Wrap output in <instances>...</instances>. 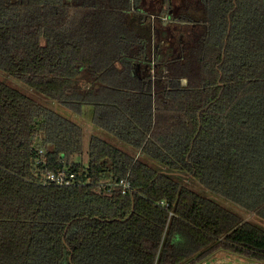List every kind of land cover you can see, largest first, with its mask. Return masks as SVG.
Returning a JSON list of instances; mask_svg holds the SVG:
<instances>
[{
  "label": "trees",
  "instance_id": "trees-1",
  "mask_svg": "<svg viewBox=\"0 0 264 264\" xmlns=\"http://www.w3.org/2000/svg\"><path fill=\"white\" fill-rule=\"evenodd\" d=\"M145 2L0 0V69L136 150L74 161L82 127L0 79V264L264 261L263 228L174 177L264 219V0Z\"/></svg>",
  "mask_w": 264,
  "mask_h": 264
},
{
  "label": "rangeland",
  "instance_id": "rangeland-1",
  "mask_svg": "<svg viewBox=\"0 0 264 264\" xmlns=\"http://www.w3.org/2000/svg\"><path fill=\"white\" fill-rule=\"evenodd\" d=\"M184 0H173V5L176 8H179L183 5ZM145 5L156 11L159 12L162 10L163 7V0H146ZM167 18V13H162L161 19L165 20ZM172 35L175 37L180 34V31L176 25H172ZM173 37V38H174ZM172 40V39H171ZM0 79L5 81L6 83L16 87L17 89L21 90L28 96L32 97L34 100L39 102L44 107H47L61 116L74 121L75 123L79 124L83 130V154L80 156H74V161H83L86 162L88 158V148H89V141L93 136L99 137L104 139L105 141L115 145L116 147L127 151L129 153H134L136 150L129 145L128 143L122 141L121 139L117 138L116 136L112 135L111 133L105 131L104 129L100 128L99 126L95 125L92 120V106L89 104H85L82 106L81 111L77 112L74 111L61 102L46 96L34 88L30 87L22 80L10 75L9 73L5 72L4 70L0 69ZM139 154V152H138ZM140 158L145 161L146 163L152 165L155 168L162 169L163 166L156 160L144 155L139 154ZM175 179L181 184L184 185L196 193L200 194L201 196L210 198L219 204L223 205L227 209L233 211L243 219L250 221L259 225L261 228L264 229V219L257 216L256 214L244 209L240 205L231 200L227 199L225 196L215 193L210 189L206 188L202 185L197 179L187 175H174ZM203 264H264V261L254 260L243 255H240L235 252H231L225 249H217L212 252L203 262Z\"/></svg>",
  "mask_w": 264,
  "mask_h": 264
},
{
  "label": "built area",
  "instance_id": "built-area-1",
  "mask_svg": "<svg viewBox=\"0 0 264 264\" xmlns=\"http://www.w3.org/2000/svg\"><path fill=\"white\" fill-rule=\"evenodd\" d=\"M39 152H41V149H39ZM38 161L39 160H37V162ZM74 175L75 173L70 170L68 174H64V172H58V173L48 172L45 177L46 180L53 182L55 184L68 185L73 182ZM115 183L120 187L123 193L131 191V183L127 178H120Z\"/></svg>",
  "mask_w": 264,
  "mask_h": 264
}]
</instances>
